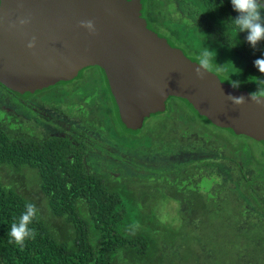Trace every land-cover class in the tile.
<instances>
[{
    "label": "trees",
    "instance_id": "trees-1",
    "mask_svg": "<svg viewBox=\"0 0 264 264\" xmlns=\"http://www.w3.org/2000/svg\"><path fill=\"white\" fill-rule=\"evenodd\" d=\"M142 1L141 18L182 49L185 56L189 51L198 60L203 47L213 46L209 50L216 54L214 62L223 66L219 75L224 81L238 82L237 88L252 93L257 87L264 89V85H257V81H264V74L254 66V61L264 56V42L253 48L246 41L247 33L237 34L231 19L238 13L230 0ZM34 94L25 97L31 99ZM168 103L162 113L145 119L137 132L126 130L111 110L105 114V126L109 128V138L128 154L154 155L159 157L157 162H171V157L178 160L176 170L169 174L174 178L168 184L165 181L169 179L157 167L152 169L151 178L140 177L136 183L140 186L144 184L142 180L146 185L152 182L154 185L148 186L154 194L160 191L155 185L172 189L181 209L182 224L175 228L160 219L156 208L150 212L143 209L147 203L132 191L134 178L109 181L89 173L78 153L81 149L68 141H40L0 128V172L7 168L19 174L25 167L34 170L44 202L41 209L12 185H5L0 177V264H119L118 256L156 251L151 235L179 236L190 221H194V241L205 225L216 224L225 227L233 242L243 240L240 252L248 244L261 248L264 150L256 149L260 142L212 127L176 99ZM236 139L239 142L234 143ZM86 150L84 147L82 152ZM210 152L214 156H195ZM139 162L143 164L144 160ZM139 167L136 171L142 169ZM218 167L224 169L223 181L205 171L202 174V170ZM160 192L159 198L164 195ZM28 201L39 209V219L30 225L37 235L20 247L9 232ZM50 218L67 228L65 237L56 234ZM241 225L242 230H238Z\"/></svg>",
    "mask_w": 264,
    "mask_h": 264
},
{
    "label": "water",
    "instance_id": "water-1",
    "mask_svg": "<svg viewBox=\"0 0 264 264\" xmlns=\"http://www.w3.org/2000/svg\"><path fill=\"white\" fill-rule=\"evenodd\" d=\"M141 11L142 0H0V84L27 96L97 66L129 131L177 98L212 127L264 145V107L214 72L197 79L198 62L152 32ZM88 20L92 33L80 27ZM229 95L246 102L234 106Z\"/></svg>",
    "mask_w": 264,
    "mask_h": 264
},
{
    "label": "rangeland",
    "instance_id": "rangeland-1",
    "mask_svg": "<svg viewBox=\"0 0 264 264\" xmlns=\"http://www.w3.org/2000/svg\"><path fill=\"white\" fill-rule=\"evenodd\" d=\"M192 54V52L187 51L186 56L194 59ZM215 64L220 66L218 62H215ZM213 71L221 74L220 71L215 69ZM50 96L51 93H46L39 97L46 100ZM236 142H239V140L236 139L234 143ZM100 149L96 150L95 156L91 155L94 161H90V166H92L94 170H102L105 175H114L107 177L109 181H114L116 177H121V179L123 177H129L134 178V184H136L141 181L139 179L140 177L151 178L153 173L152 169L154 167L170 168V170L176 169L175 167H171L173 163L168 164L165 161L157 162L159 157L154 155L149 154V156L143 155L141 157L136 154H128L124 151L115 152L106 146H101ZM256 149L264 150V147L259 143ZM211 155L213 156L212 152H210V154L196 156L212 157ZM141 160L149 164H141L139 162ZM150 161L152 163H150ZM117 165L118 168H116ZM139 166H142V169L136 171L137 168H140ZM205 172L216 176L220 180L225 176L223 168H209L205 170ZM0 177L5 185H12V187L24 197L34 200L40 208L44 207V202L39 192L38 177L34 170L25 167L19 174L7 168L6 171L0 172ZM142 183L147 182L142 180ZM148 185L153 184L149 183ZM148 185L142 184L140 185L141 187L138 185L132 186V191H136L140 195L141 200L147 203L142 205L143 209L146 210V212H150L152 210L154 211L156 208L157 214L163 222L173 227L177 226V221L179 220V207L171 192L168 191V193H165L163 190L164 188L160 187L159 190L162 191L164 195H161L159 198L157 192L160 194L161 192L157 190L155 194L152 193ZM155 186L158 187L159 185ZM135 197L136 194H134L133 198ZM40 211L43 212L42 214H45L44 210ZM55 221L57 220L51 218L49 221L51 222L53 230H55L56 234L60 237H65L68 234L67 228L64 225H56L57 223H55ZM180 224H182L181 221ZM242 228L243 225H241L238 230H242ZM150 237L152 238L151 245L153 248H157L156 251L148 250L144 254L136 252L133 255L126 254L125 256H118L116 258L119 264H264V241L260 243L261 248L259 249L255 247L256 244L252 246L248 244L245 251L242 250L240 252L239 247L244 244L242 243L243 240L242 242H233L230 234L225 232V227L222 225H205L204 230H201V233L197 235V241H194V224L190 223L179 236L153 234Z\"/></svg>",
    "mask_w": 264,
    "mask_h": 264
},
{
    "label": "flooded vegetation",
    "instance_id": "flooded-vegetation-1",
    "mask_svg": "<svg viewBox=\"0 0 264 264\" xmlns=\"http://www.w3.org/2000/svg\"><path fill=\"white\" fill-rule=\"evenodd\" d=\"M142 12L143 1L141 13ZM148 27L159 37L166 39V37L163 35L156 33L149 26V24ZM213 44L214 43L212 42V45ZM214 45L217 46V44ZM212 47L213 46H209L208 49H211ZM190 59L198 62L197 59ZM214 73L224 80V78H222L218 73ZM228 81L226 82L232 85V82ZM46 93H51V96L48 99L44 100L39 97ZM18 97L19 98L15 99L14 96H12L9 92L5 91L2 86H0L1 129L21 134L23 136H31V138H35L40 141L52 138L68 141L72 147L81 149L78 151V153L82 156V158H84L86 162V170L89 173H95L106 178L108 176H114L111 174L105 175L102 170H94L93 167L90 166V163L94 161L91 155L95 156L96 150L100 149L101 146L109 147L115 152L122 151L119 149L118 145L109 138V128L105 126L108 120L105 114L111 110L112 113L115 112L118 116V110L114 98L112 97L107 78L101 68L97 66L87 67L70 82L61 83L48 89L38 91L31 99H27L25 96L20 95H18ZM171 99H176L186 104L177 98H170L166 101L164 109L168 107L167 104H169L168 102ZM84 147L87 148V150L82 152ZM212 154L214 156L213 152ZM115 157L117 158L116 155ZM169 163H173L171 167L175 168L176 165L179 164L178 160H176L174 157H171V162H168V164ZM116 168H118V165ZM159 169L162 170V172H164V176L169 179L168 183L171 182L174 177L172 176L170 178L169 174L176 169L170 170V168L165 169L164 167H160ZM204 171L205 170H202V174H204ZM224 178L225 176L219 180L223 181L225 180ZM132 183H134V181ZM165 184H167L166 181ZM160 187L164 188L163 190L165 193H168V191L173 193L172 189L166 188L165 186H158L156 188L159 189ZM180 210L181 209L179 207V220L177 221L178 225L175 227L180 225ZM192 222L190 221V224H194V221Z\"/></svg>",
    "mask_w": 264,
    "mask_h": 264
},
{
    "label": "clouds",
    "instance_id": "clouds-1",
    "mask_svg": "<svg viewBox=\"0 0 264 264\" xmlns=\"http://www.w3.org/2000/svg\"><path fill=\"white\" fill-rule=\"evenodd\" d=\"M233 10L238 13L234 20L231 22L238 33H247V43L255 48L259 43L264 42V0H230ZM26 23V21H21ZM80 27L88 30L90 33L94 32V24L91 20L82 21ZM33 43H29L28 47L32 48ZM215 52L210 51L208 48L203 47L198 57V63L194 68V75L197 79H203L204 75L210 74L214 69L217 71L223 70V66H217L214 62ZM233 66V65H232ZM254 66L261 73L264 74V56L254 61ZM257 85H264V81H257ZM238 82H232V87L237 88ZM234 106H242L246 102L244 96L234 97L227 96ZM248 99L260 107H264V89L257 87V90L250 93ZM10 187V186H9ZM39 219V209L36 204L28 201L25 202L24 211L18 218L11 224L9 236L12 241L23 247L25 242L30 239H35L37 232L34 228L30 227L34 222Z\"/></svg>",
    "mask_w": 264,
    "mask_h": 264
}]
</instances>
